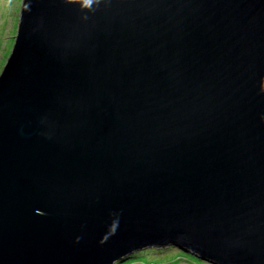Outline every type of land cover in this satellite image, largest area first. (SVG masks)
<instances>
[{
    "label": "water",
    "instance_id": "water-1",
    "mask_svg": "<svg viewBox=\"0 0 264 264\" xmlns=\"http://www.w3.org/2000/svg\"><path fill=\"white\" fill-rule=\"evenodd\" d=\"M89 2L20 1L0 264H264V0Z\"/></svg>",
    "mask_w": 264,
    "mask_h": 264
},
{
    "label": "trees",
    "instance_id": "trees-1",
    "mask_svg": "<svg viewBox=\"0 0 264 264\" xmlns=\"http://www.w3.org/2000/svg\"><path fill=\"white\" fill-rule=\"evenodd\" d=\"M174 262L177 264H211L172 245L139 249L111 264H173Z\"/></svg>",
    "mask_w": 264,
    "mask_h": 264
},
{
    "label": "rangeland",
    "instance_id": "rangeland-1",
    "mask_svg": "<svg viewBox=\"0 0 264 264\" xmlns=\"http://www.w3.org/2000/svg\"><path fill=\"white\" fill-rule=\"evenodd\" d=\"M21 0H0V68L13 43ZM178 258V257H177ZM160 264V263H159ZM173 264H177L174 262Z\"/></svg>",
    "mask_w": 264,
    "mask_h": 264
},
{
    "label": "clouds",
    "instance_id": "clouds-1",
    "mask_svg": "<svg viewBox=\"0 0 264 264\" xmlns=\"http://www.w3.org/2000/svg\"><path fill=\"white\" fill-rule=\"evenodd\" d=\"M90 3H91V0H90V2H89V5H88V6H90Z\"/></svg>",
    "mask_w": 264,
    "mask_h": 264
}]
</instances>
